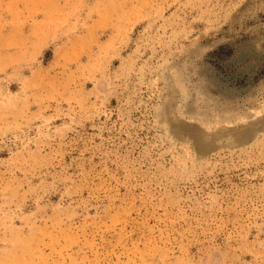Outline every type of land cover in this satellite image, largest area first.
<instances>
[{
    "label": "rangeland",
    "instance_id": "rangeland-1",
    "mask_svg": "<svg viewBox=\"0 0 264 264\" xmlns=\"http://www.w3.org/2000/svg\"><path fill=\"white\" fill-rule=\"evenodd\" d=\"M0 264H264V0H0Z\"/></svg>",
    "mask_w": 264,
    "mask_h": 264
}]
</instances>
